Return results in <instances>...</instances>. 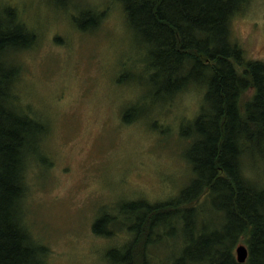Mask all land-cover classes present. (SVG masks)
Listing matches in <instances>:
<instances>
[{
	"label": "rangeland",
	"instance_id": "374dc122",
	"mask_svg": "<svg viewBox=\"0 0 264 264\" xmlns=\"http://www.w3.org/2000/svg\"><path fill=\"white\" fill-rule=\"evenodd\" d=\"M7 7L35 34L30 48L7 54L20 70L15 106L47 128L26 166L23 226L48 250L45 264H120L136 237L120 209L176 202L196 177L187 159L193 137L183 129L199 116L206 88L156 96L149 48L119 0H0ZM89 15L100 16L96 27ZM230 30L247 60L264 63V0H247ZM240 163L244 177L264 185L259 158L247 150ZM190 208L196 232L221 230L206 191ZM104 215L115 219L111 236L93 229ZM183 228L175 221L152 231L150 264L180 259Z\"/></svg>",
	"mask_w": 264,
	"mask_h": 264
},
{
	"label": "trees",
	"instance_id": "16d2710c",
	"mask_svg": "<svg viewBox=\"0 0 264 264\" xmlns=\"http://www.w3.org/2000/svg\"><path fill=\"white\" fill-rule=\"evenodd\" d=\"M119 1L149 48L150 77L159 85L156 96L172 98L191 85L206 88L199 116L183 129L193 137L187 159L196 177L176 202L143 201L120 209L136 232L120 264H150L146 249L152 231L175 221L184 224L187 236L173 264H240L233 248L242 236L249 250L244 264H264V185L244 177L240 163L249 150L264 164V63L247 60L231 41L230 30L231 19L247 0ZM88 17L96 27L100 16ZM34 42L35 34L14 9H0V264H45L48 254L22 223L26 166L39 153L47 128L15 106L20 70L7 58ZM249 90L252 98L244 102ZM205 191L224 224L219 231L198 233L189 206ZM112 221L102 216L93 226L95 233L113 235Z\"/></svg>",
	"mask_w": 264,
	"mask_h": 264
},
{
	"label": "water",
	"instance_id": "95a60500",
	"mask_svg": "<svg viewBox=\"0 0 264 264\" xmlns=\"http://www.w3.org/2000/svg\"><path fill=\"white\" fill-rule=\"evenodd\" d=\"M249 257V250L248 247L240 244L236 247V259L238 263L244 264L248 260Z\"/></svg>",
	"mask_w": 264,
	"mask_h": 264
}]
</instances>
